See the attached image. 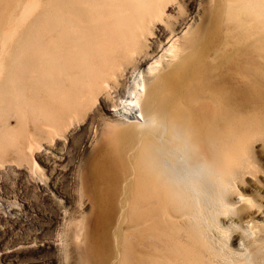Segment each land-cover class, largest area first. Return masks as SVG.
<instances>
[{"label": "bare ground", "instance_id": "1", "mask_svg": "<svg viewBox=\"0 0 264 264\" xmlns=\"http://www.w3.org/2000/svg\"><path fill=\"white\" fill-rule=\"evenodd\" d=\"M181 2L0 0V147L32 119L53 152L110 91L131 119L79 170L77 221L35 170L70 230L42 231L33 242L53 253L10 264H264V0H206L195 32L198 9L173 17Z\"/></svg>", "mask_w": 264, "mask_h": 264}, {"label": "rangeland", "instance_id": "2", "mask_svg": "<svg viewBox=\"0 0 264 264\" xmlns=\"http://www.w3.org/2000/svg\"><path fill=\"white\" fill-rule=\"evenodd\" d=\"M180 5L176 13H173V17H177L179 22L189 21L193 12L197 9L199 11H197L198 16L192 18L190 22L191 32L197 31L205 17L206 20L209 17L204 13L206 0H183ZM112 92L110 91L111 94L107 95L109 100L107 97L104 98L106 101L95 97L92 100L93 103H90L93 106L89 105L90 110H86V115L83 113L81 117H78L79 119L75 118L71 126L62 130L63 134L60 133L59 137L56 135L55 141L51 143L54 144L53 152H48L40 146L46 142L50 144L51 141L45 142L40 138L38 144V140L33 139L32 132H35L33 128L38 123L32 119H27L23 124L25 129L23 133L20 130L19 135L14 136L13 145L0 147V149L3 148L0 150V264H10V262L28 258L48 257L53 252L41 247L40 242L35 244L33 241L48 237L53 232L63 234L70 230L69 227L65 228L67 225L62 222L63 205L59 199L45 194L33 181L35 170H40L44 176L52 178L51 183L57 187L59 195L67 201L65 204L68 203L73 211L75 221L79 218L81 207L85 212L90 211V204L85 201L86 199L82 200L84 206L76 208L81 203L78 196L79 170H91L93 160L101 153L102 146L109 137L107 136L108 126H112L113 123L124 126L131 120L116 119L111 109L117 104L115 101L118 98L114 94L115 91L114 95ZM8 123L15 126L16 117L11 115ZM252 149L259 162L256 170H264L263 141L255 140L252 143ZM19 150L21 152H18Z\"/></svg>", "mask_w": 264, "mask_h": 264}]
</instances>
